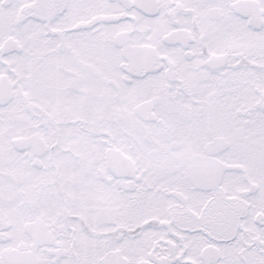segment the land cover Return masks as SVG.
<instances>
[{"label": "snow or ice", "instance_id": "obj_1", "mask_svg": "<svg viewBox=\"0 0 264 264\" xmlns=\"http://www.w3.org/2000/svg\"><path fill=\"white\" fill-rule=\"evenodd\" d=\"M0 264H264V0H0Z\"/></svg>", "mask_w": 264, "mask_h": 264}]
</instances>
